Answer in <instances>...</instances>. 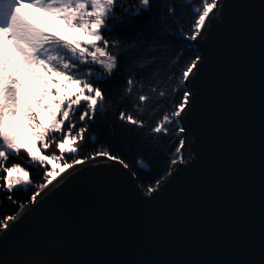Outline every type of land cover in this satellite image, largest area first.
Instances as JSON below:
<instances>
[{
	"label": "water",
	"instance_id": "95a60500",
	"mask_svg": "<svg viewBox=\"0 0 264 264\" xmlns=\"http://www.w3.org/2000/svg\"><path fill=\"white\" fill-rule=\"evenodd\" d=\"M184 164L146 195L103 158L0 230V264H264V0H220L191 42Z\"/></svg>",
	"mask_w": 264,
	"mask_h": 264
},
{
	"label": "snow or ice",
	"instance_id": "6c2138e0",
	"mask_svg": "<svg viewBox=\"0 0 264 264\" xmlns=\"http://www.w3.org/2000/svg\"><path fill=\"white\" fill-rule=\"evenodd\" d=\"M157 2L166 12L155 26L149 24L153 27L151 35L147 27L141 29L122 51L113 52L110 49H120V41L105 33L117 26H130L137 16L151 10L153 0H0V192H7L9 201L17 203L13 199L16 190L31 191L30 171L21 163H9L22 156L33 167L43 169L42 182L35 185L31 204L38 203L45 189L61 182L65 172L88 159L112 161L138 178L131 164L107 148L80 158L89 124L95 122L98 114L106 113L105 92L99 84L113 77L121 61L128 76L122 101L117 104L114 127L135 132L145 141L175 134L177 141L173 142L167 174H172L174 166L185 163V128L173 126L180 124L189 107L190 93L183 85L197 69L199 58L184 64L178 74L179 83L165 91L183 59L179 53L170 54L168 41L177 34L185 41H197L215 20L220 0H198L187 27L178 15L175 0ZM25 3L61 21L83 39L49 32L29 20L18 11ZM117 10L121 15H116ZM16 57L19 61L14 64ZM165 58L168 63L163 67L169 73L160 76L161 65L157 61ZM147 68L156 71L148 77L141 76L140 71ZM25 72L42 86L41 90L26 86L22 75ZM161 104L167 107L160 108ZM21 125L31 130L27 137L31 146L25 144ZM91 142L98 143L95 136ZM135 163L140 170L146 167L143 160ZM160 183L157 180L149 184L146 195L156 192ZM23 207L20 205L21 210ZM20 215L17 212L0 219V230L8 231Z\"/></svg>",
	"mask_w": 264,
	"mask_h": 264
},
{
	"label": "trees",
	"instance_id": "16d2710c",
	"mask_svg": "<svg viewBox=\"0 0 264 264\" xmlns=\"http://www.w3.org/2000/svg\"><path fill=\"white\" fill-rule=\"evenodd\" d=\"M177 5L178 15H181L184 20V26L187 27L191 24L193 20L192 8L198 5V0H175ZM20 14L22 11H19ZM166 12L165 8H162L157 0H153V4L150 11H145L142 15L137 16L132 20L130 26H117L116 30L111 33H105L106 36L115 38L120 41V49H110L111 51H122L127 43H131L136 39L137 33L144 28H148V33L151 35L153 27H148L150 23L155 26V22L158 20L162 13ZM29 16L31 13H27ZM45 15H47L45 13ZM116 15L119 16L121 13L117 10ZM46 18H39L32 16L31 21L39 24L42 28L46 30H58L59 25L62 23H54V17L47 15ZM52 23V24H51ZM49 31V32H50ZM70 32H64V35L71 34L74 39L75 36H80L83 39V36L73 30ZM75 35V36H74ZM169 43V52L172 55L179 53L182 55L183 59L180 61V66L176 67V75L173 77L172 81H169L165 86V91H168L169 87H176L179 83L178 74L180 73L182 66L187 64L191 60L197 58L196 52L191 44V41H185L180 35L171 36ZM19 58V57H18ZM161 65L159 68V75L165 76L169 73V69L163 67L164 64L168 63L167 59H161L157 61ZM98 67V66H97ZM95 70V69H94ZM156 71L154 68H147L140 71V75L148 77L150 73ZM128 76V72L124 66V62L121 61L118 70L115 72L112 78L106 79L104 82L100 83L99 86L105 92V101L104 107L106 109L105 114H98L95 122L89 124V130L85 134V141L81 147L80 158H84L93 153L94 150L100 148H107L113 154L122 156L129 164L133 166V169L136 172L137 183L140 188L145 191L146 187L149 184H155L157 180H161L166 174L168 169V160L172 156V151L175 147L173 142L177 141V136L175 134L170 135L167 138H157L155 140L142 139L140 135L132 131H125L119 127H114L117 123L116 114L119 111L117 104L122 101L125 79ZM37 85H40L37 82ZM184 89L185 86L183 85ZM156 99L155 97L153 98ZM171 99V96L169 97ZM115 100L116 103H112ZM167 107L166 104H161L160 108ZM149 119L154 120V117H149ZM131 127V126H128ZM150 127V125H149ZM174 128L181 127L179 125L173 126ZM30 130V129H29ZM25 139V144L31 146L28 143L27 137L31 135L30 133H25L20 130ZM31 131V130H30ZM95 136L98 143L93 144L91 138ZM36 149L34 148L33 151ZM43 154V153H42ZM143 160L146 167L143 170H140L135 161ZM9 163H21L26 169L30 171V178L33 181V184L28 186L31 188V191L28 190H16L13 193V199L17 203H13L7 199V192H0V219H3L8 215H15L20 209V205H25L30 201V197L33 192L36 190L35 185L42 182V168L33 167L27 160L23 158L20 159L12 158Z\"/></svg>",
	"mask_w": 264,
	"mask_h": 264
},
{
	"label": "rangeland",
	"instance_id": "374dc122",
	"mask_svg": "<svg viewBox=\"0 0 264 264\" xmlns=\"http://www.w3.org/2000/svg\"><path fill=\"white\" fill-rule=\"evenodd\" d=\"M18 11H22L21 14H22L23 16L27 17L29 20H31V17H32V16L39 17V18H46V19H48L47 15H45L44 12H41V11L35 9V8L30 7V6H29L28 4H26V3L23 4V5L18 9ZM27 13H31V15L29 16ZM52 20L54 21L53 24H54V23H59V24H60V22H59L57 19L54 18V19H52ZM32 21H35V20H32ZM36 24H37V23H36ZM51 24H52V23H51ZM38 25H39V24H38ZM39 26H40V25H39ZM69 30H70V29L64 27V25L61 23V24L59 25V29H58V30H51V31L49 30V31H50V32H58V33H61V34L64 35V32H70ZM67 36H68V37H72L71 34H67ZM74 36H75V35H74ZM72 38H73V37H72ZM75 38H76V39H81L79 35H78V36H75ZM18 61H19V58L16 57V58L14 59L13 63L15 64V63H17ZM22 75H23V77H24V80L26 81V86L29 87L30 90H33V91H39V90H41L42 86H41V85H37V81L34 80L31 76L27 75L26 72H25V73H22ZM20 130L24 131V132L27 133V134L31 132L27 127H25V126H23V125H21Z\"/></svg>",
	"mask_w": 264,
	"mask_h": 264
}]
</instances>
